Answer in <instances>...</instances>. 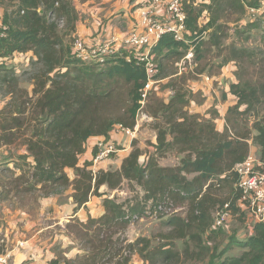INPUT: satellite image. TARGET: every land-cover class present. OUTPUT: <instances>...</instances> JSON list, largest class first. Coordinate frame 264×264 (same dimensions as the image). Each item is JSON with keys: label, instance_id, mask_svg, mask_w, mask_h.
<instances>
[{"label": "trees", "instance_id": "16d2710c", "mask_svg": "<svg viewBox=\"0 0 264 264\" xmlns=\"http://www.w3.org/2000/svg\"><path fill=\"white\" fill-rule=\"evenodd\" d=\"M83 1L88 0H0V92L8 87L12 96L0 114V147L22 139L24 150L18 152L15 163L22 170L19 177L27 185L31 180L33 185H40L43 195L72 187L76 209L94 195L104 196L103 215L89 216L86 222L74 219L82 252L74 258L59 255L49 264H130L136 252L147 264L158 260L168 264L173 257L169 244H159L148 252L151 241H132L127 231L143 217L165 216L183 204L186 217L171 216L165 224L174 227L177 238H189L187 242L197 245L200 252L195 257L209 254V264H264V221L252 219L242 208L235 170L250 154L252 141L260 156L258 169L264 172V82L258 88L243 86L240 81L230 84L237 102L229 107L222 132L216 128L217 110H211L209 117L192 112V102L171 87L168 102L157 97L152 100L155 108L149 114L157 135L154 149L144 151L133 146L119 168L94 171L96 144L93 159L80 164L88 141L101 137L114 143L112 135L118 124L135 128L146 72L136 60L135 49L108 59L105 68L75 57L65 38L76 32V5ZM262 2H249V8ZM226 4L232 3L215 0L214 14L201 25L203 10L194 0H183L188 42L175 39L172 33L162 35L152 48L159 66L161 58L181 60L190 47L194 49L192 64L197 66L205 59L203 39L209 26L216 25L209 35L211 46L221 47L220 30L227 26L216 21ZM233 48L232 58L237 61L255 55L246 47ZM129 53L131 60L125 57ZM13 55L32 56V64L38 69L32 76V87L23 88L20 97L15 89L21 77L8 65ZM258 64L264 77V58ZM153 94L157 92L152 89L148 98ZM174 149L184 153L180 163L162 166L159 159ZM142 154L146 159L140 163ZM69 169L74 171L73 179ZM126 180L139 186L143 194L119 201L117 196L100 192L102 185L109 190L120 189ZM225 204H229L230 216L239 215L241 228L226 227L225 223V228L215 227L214 214ZM185 247L184 252L191 256L189 246Z\"/></svg>", "mask_w": 264, "mask_h": 264}, {"label": "crops", "instance_id": "0c3cea01", "mask_svg": "<svg viewBox=\"0 0 264 264\" xmlns=\"http://www.w3.org/2000/svg\"><path fill=\"white\" fill-rule=\"evenodd\" d=\"M79 1V0H77ZM151 0H88L77 3L80 5V18L76 25L78 36L84 38L87 42L105 41L113 36L121 37L135 27L138 18V8L148 4ZM215 0H194L195 6L203 10L200 24H206L214 14ZM232 4H226L222 15L218 17V23H224L228 30L233 34L238 28L244 31V36L240 39V45H248L249 28L248 24L254 22V18L249 20V2L259 3L261 0H230ZM235 2V3H234ZM76 7V8H77ZM227 14L235 16L233 19H227ZM264 19V17H263ZM216 25L209 26L204 34H211ZM245 27L246 30H245ZM245 32H247L245 34ZM205 38V36H204ZM237 38V36H236ZM229 42L223 45H228ZM223 45L221 47H223ZM247 47V46H246ZM211 48H214L212 46ZM213 62L222 65L221 72L209 75L200 73V80L195 81L193 91L198 92L204 98V103L196 104L193 102L192 112L200 113L209 117L211 110H217L216 128L224 131L227 126L226 113L230 106L236 104L237 98L230 92V84L235 81L234 71L237 69L238 61L232 57L213 56ZM188 61L184 63L181 60L176 62L179 66L177 74L182 73V68L188 70ZM191 68L193 64L190 63ZM182 66V68H180ZM171 75L169 78L176 76ZM204 76H209L212 81H207ZM167 79V78H165ZM217 82V84H216ZM223 92L225 99L221 100L220 92ZM170 93L173 91L170 90ZM169 101V100H168ZM165 100V102H168ZM212 108V109H210ZM214 110V111H215ZM151 130L154 136L151 140V146L148 148L152 151L153 145L157 143L156 131L153 128V122L147 125L141 124L136 130L135 135H144V131ZM123 132H115L113 139L118 141L124 140ZM92 138L88 141L87 150L81 158L82 165L85 160H92V148L97 140ZM126 141V140H125ZM251 152L254 154L258 147L250 141ZM7 147L8 145H3ZM130 147L123 149V159L129 154ZM184 153L177 150L174 152V159L171 163L160 159L162 166H176ZM18 154H13L5 150L2 152L0 159V255L9 254L14 264H49L54 258L59 256V250L63 256L74 258L82 251L80 245L68 229L74 219L86 222L89 216L99 217L104 214L103 205L104 196H92L90 200L80 208L76 209L77 204L73 198V188L70 187L61 193L49 194L47 197H41L40 185H33L31 180L27 185L23 179L21 168L15 165ZM170 153H168V156ZM165 158V157H164ZM104 161L95 162L92 165L93 170L105 168ZM122 163V162H121ZM119 168V167H117ZM105 169H109L105 168ZM71 178L75 177L74 171L67 170ZM193 175H190L192 177ZM35 200H29V194L35 197ZM65 192V193H64ZM100 192L111 193L115 190H109L107 185H102ZM46 196V195H43ZM34 202L27 204L25 202ZM138 257V258H137ZM135 258V259H134ZM130 264H147L138 255H134Z\"/></svg>", "mask_w": 264, "mask_h": 264}, {"label": "rangeland", "instance_id": "374dc122", "mask_svg": "<svg viewBox=\"0 0 264 264\" xmlns=\"http://www.w3.org/2000/svg\"><path fill=\"white\" fill-rule=\"evenodd\" d=\"M82 4V3H81ZM78 5L77 10L80 15V5ZM249 20L254 18V22L250 23L247 25L249 28V40H248V45L246 43V46L240 45V39L244 36V31H242L240 28H238L233 34L229 32V28L227 26L226 29L220 30V32L223 34L221 38V45L226 44L227 42L228 45H223V47H219L218 49L211 48V43L209 42V35L210 34H204L205 39H203L204 42V53L202 54L205 56V59L200 60L197 66L194 65L193 68H191L190 63L188 62V70L182 68V73L177 74L179 71V66L176 65V60L173 58L166 59V58H161L160 64V72L158 76L156 77L157 82L154 85L153 92H157V94H153L148 98L146 101L144 108L139 112V120L141 117L143 120L141 121L143 125H147L153 122V117L152 119H148L145 117V115L150 116V111H152L155 108V103H153L154 98H159V99H165L166 101L169 100L171 94H170V88L175 86L177 90H180L181 93L184 94L185 100L190 103V107H192L193 102L198 104L204 103V98L201 96L200 93L193 91V85L195 81L200 80L201 77L199 76L200 73H205L209 75H214L219 72H221L222 65H219L217 63L213 62V56H221V58L224 57H233V53L235 52V49L233 47L237 48H248L249 50L253 51L255 53L253 58H250L249 56H245L243 59L238 60L239 63H237V69L234 71L235 74V81H240L243 86L246 84H249L250 86L253 87H259L260 83L264 82V77L263 73L260 70L261 65L258 64V61L264 58V16H254L252 14H249ZM80 18V16H79ZM234 19L235 16H232V14H227V19ZM138 19V18H137ZM79 20V19H78ZM78 22V21H77ZM64 27V23L61 22V28ZM245 27V30L246 28ZM133 29V28H132ZM131 29V30H132ZM247 32H245L246 34ZM237 36V38H236ZM78 37L77 33L70 34L65 38L66 42H68L70 45H72L74 39ZM233 48V49H231ZM127 52H130L128 50ZM252 59L255 60V63H252ZM32 56H23L20 57L18 55H13L9 60H8V65L15 71V74L17 76H20L21 78L19 79L18 85L15 89V93L18 97L21 96V90L23 88H28L30 89L32 87V82H33V74L38 71L36 67L33 66L32 64ZM179 61V60H178ZM193 62V60L191 61ZM185 66V61L183 62ZM109 66V64H104V65H99V68H105ZM171 78L169 76L175 75ZM167 78V79H165ZM175 84V85H173ZM217 84V82H216ZM153 96V97H152ZM11 95L8 93V87H5L4 92H0V114L6 110V108L9 105V102L11 100ZM263 96H261L262 98ZM220 98L221 100L225 99L223 96V92H220ZM263 99V98H262ZM264 107V102L262 104ZM212 109V108H210ZM245 109V106H242V110ZM231 119L235 118V114H230L229 115ZM234 122V121H233ZM124 134H121V136ZM154 136V133L149 130V131H144V135H134L133 138H131L128 134L124 135V140L123 141H118L116 139H113V142L116 144L117 150L115 153H113L109 158L102 160L103 165L105 168L109 169H116L117 167L121 166V162L123 160V149L125 147H130V151L133 149V146L140 147L144 151H149L150 149L148 148L151 146V140ZM126 140V141H125ZM24 145L22 143V139H18L15 143L8 145L7 147L1 146L0 147V159H1V154L2 152H5V150H8V152L13 153V154H18V152L23 151ZM174 150H170L168 153L170 155L168 156V153L163 157V160L168 161L169 163L172 162L174 159ZM254 155L258 159V164L260 162V156L258 154V151L254 153ZM146 159V155L142 154L140 157V163H143ZM160 160V159H159ZM20 163H23V161H19ZM135 183H131L129 181H124L122 184V187L120 189L115 190V193H111V198L114 196H117L119 201L126 200L127 198H136L139 194L142 195L143 191L139 186L133 185ZM61 193L64 190H59ZM65 193V192H64ZM29 200H35L37 193L35 191V197L33 198L31 194H29ZM41 197H47L43 196V194L40 193ZM49 196V195H48ZM98 197V195H94ZM35 202V201H34ZM32 202V203H34ZM27 204H32L30 202H25ZM187 214V207L186 205H180L176 208L170 209L167 211V215L161 216V217H150L146 216L141 218L139 221L136 223H133L129 226L128 231H127V238H129L132 241L135 240H141L142 238H146L151 241V245L148 248V252H150L155 246L159 244H169L171 246V252H172V260L168 264H209L211 256L209 254H203L201 256H196L198 252H200V249L197 248V245L194 242H187V239H180L177 238V232L174 231L173 226H167L165 224V221L171 217V216H176L178 218L184 219ZM234 214V213H233ZM238 218L239 215H233L230 216L229 219L225 222V226L227 227L228 225L235 226L236 228H241V224L238 223ZM75 223H71L68 229V233L74 237L76 240V243L81 246V240L79 237L75 234L77 229L75 228ZM223 225V227L225 228ZM218 228V227H216ZM222 228V227H220ZM241 231V230H240ZM243 234V233H240ZM172 236H174L172 238ZM168 245V246H169ZM185 246H189L190 252L192 253L191 256H187L186 252H184V249L186 248ZM194 254V256H193ZM59 255H63L62 252L59 250ZM138 255L142 258V256L139 253H135V256ZM134 257V255H133ZM159 257V256H157ZM155 257V259L157 258ZM138 258V257H137ZM135 259V258H134ZM154 264H163L162 261L158 260L157 262H154Z\"/></svg>", "mask_w": 264, "mask_h": 264}, {"label": "built area", "instance_id": "2783aa9c", "mask_svg": "<svg viewBox=\"0 0 264 264\" xmlns=\"http://www.w3.org/2000/svg\"><path fill=\"white\" fill-rule=\"evenodd\" d=\"M183 0H152L150 3L142 6L138 10V19L136 26L121 37L113 36L105 41L89 43L84 38L78 36L72 43L73 54L86 64L104 65L108 59L113 58L116 54H122L123 51L136 50V60L141 64L146 72V81L142 89V104L139 112L144 108L151 90L157 82L156 77L160 72V66L152 54L154 44L165 33H172L177 40L186 39L185 31L187 13L182 6ZM250 14L254 16H264V0L258 7H250ZM2 11L0 10V19ZM131 60L129 53L125 56ZM194 58V49L190 47L181 62L191 61ZM207 81H212L209 76H204ZM139 114L136 118L135 128H125L121 124L116 127V132L128 134L134 137L136 130L141 126L143 118L139 120ZM148 119L151 116L145 115ZM98 147V153L94 161L100 162L109 158L117 150L112 142H106L99 139L95 142ZM257 157L250 153L247 158L238 163L235 167L239 175L237 187L241 191V206L246 210L249 216L258 221H264V172L258 169ZM260 164V162H259ZM229 204L218 209L214 214L215 227L222 226L230 217ZM155 216V215H154ZM153 217V216H151ZM0 264H14L9 254L0 255Z\"/></svg>", "mask_w": 264, "mask_h": 264}, {"label": "water", "instance_id": "95a60500", "mask_svg": "<svg viewBox=\"0 0 264 264\" xmlns=\"http://www.w3.org/2000/svg\"><path fill=\"white\" fill-rule=\"evenodd\" d=\"M14 263V262H13Z\"/></svg>", "mask_w": 264, "mask_h": 264}]
</instances>
